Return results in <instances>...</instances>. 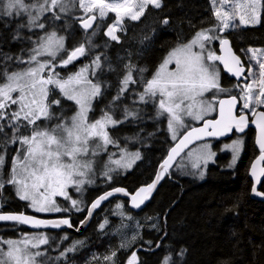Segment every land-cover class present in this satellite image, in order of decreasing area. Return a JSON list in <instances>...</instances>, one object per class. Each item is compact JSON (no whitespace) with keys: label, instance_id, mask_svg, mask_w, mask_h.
<instances>
[{"label":"snow or ice","instance_id":"1","mask_svg":"<svg viewBox=\"0 0 264 264\" xmlns=\"http://www.w3.org/2000/svg\"><path fill=\"white\" fill-rule=\"evenodd\" d=\"M209 3L215 23L198 29L191 39L168 51L151 78H147V67L134 62L131 52L118 57L114 65L107 49L113 42L122 43L128 31L125 21H141L150 8L162 9L164 0H0V18H3L4 27H8L11 19L23 18L16 24L12 39L27 40L31 45L21 49V55L15 57L0 51V194L6 185H11L18 198L28 201V206L37 213L81 212L87 207V216L91 217L93 210L115 193L130 195L132 206L139 208L189 144L204 137L225 136L233 130L243 133L250 123L258 129L256 143L260 156L256 164L264 161V110H258L264 106V49L249 47L240 50L247 56L246 68L241 56L231 48L230 39L220 34L241 26L259 25L264 0H209ZM153 23L169 25L170 18L165 16ZM74 25L80 28L82 37L68 48L66 41L74 31ZM146 27L148 31L140 37L141 44L150 40V34L155 32L154 27ZM23 29L32 35L23 36ZM102 29L106 39L99 44L95 38ZM213 41H219L223 55H217L210 48ZM86 56L90 57L89 62L78 71L67 76L57 71ZM217 61L236 78H243L244 83L234 86L239 90L238 94L215 102L205 98V93L213 90L231 92L220 84ZM253 61L256 68L252 66ZM9 62L25 66L9 71ZM173 64L175 67L170 68ZM109 72L117 79L114 94L100 110V115L89 120L93 101L111 87L110 82L102 78ZM54 92L58 95L53 96ZM62 100L74 102L76 111L73 115L64 116ZM237 104H240L239 111ZM146 105L154 106V115L147 113ZM54 108L58 111H53ZM213 111L219 118L205 119ZM161 117L167 119L172 140H177L180 129L186 131L170 148L152 182L141 186L134 194L121 187L113 188L99 195L90 206L82 199L73 198L68 192L70 187L76 193H82L85 185L95 183L97 158L102 154L106 153L107 159L102 163L100 175L107 181L112 180V173L131 169L142 158L139 150L130 151L128 148L129 143L138 142V134L120 137L114 135L112 129L143 123L146 118L159 120ZM185 117L202 120L203 126L190 127L185 124ZM53 120L56 123L51 124ZM13 145L17 147L5 178L2 170L7 162L8 148ZM110 147L118 151L110 152ZM225 147L231 150L232 161L228 166L232 167L243 151L244 140L238 137ZM117 154L119 158H114ZM185 155L192 158V167L200 169L215 153L209 144H204L201 149L189 150ZM256 164L252 165L251 174L259 183L264 168L257 172ZM200 175H203L202 171ZM252 192L264 197V191L255 187ZM58 196L69 202L67 207L57 202ZM116 208L122 209L123 205L118 203ZM117 214L124 216L123 212ZM0 222H15L35 229L74 227L70 217L42 219L24 212L5 211L2 200ZM108 224L105 219L99 229L104 230ZM75 230L79 231V227ZM132 239L135 240L136 236ZM67 240V234L57 236L43 231L26 234L19 240H0L7 246L6 250L0 248V264H49V261L56 264L67 260L70 253L77 252L84 245V241L74 240L61 250L60 245ZM147 243L151 245V241ZM127 247L124 243L120 245V248ZM156 247L159 248L160 244L157 243ZM49 249L59 254L53 258L48 254ZM186 251L181 248L176 253V260L171 252L165 254L161 264H181ZM116 256L117 250H112L102 260L106 264H116ZM99 259L94 255L89 264ZM126 264H141L137 251L131 252Z\"/></svg>","mask_w":264,"mask_h":264},{"label":"trees","instance_id":"2","mask_svg":"<svg viewBox=\"0 0 264 264\" xmlns=\"http://www.w3.org/2000/svg\"><path fill=\"white\" fill-rule=\"evenodd\" d=\"M165 16L170 18L169 25L153 23ZM22 19H11L8 27H4L3 18H0V51L15 57L21 55V49L31 47L27 40L12 39L16 24ZM125 23L128 31L123 36L122 43L113 42L107 49L108 55L115 65L118 57H125L127 52H131L134 62L147 67L145 76L151 78L168 51L178 43L191 39L198 29L212 26L215 20L209 0H164L162 9L150 8L141 21ZM146 25L154 27L155 32L150 34V40L141 44L140 37L148 31ZM73 27L74 31L70 30L71 34L67 39L68 48L82 37L80 28L76 25ZM21 32L23 36L32 35L27 29ZM224 36L231 40L235 52L243 59L245 55L241 53V49H264V13L259 25L237 28ZM105 39L102 29L95 42L102 44ZM23 55L27 57L26 52ZM85 61L86 58H83L71 66L58 68L57 71L62 76H67L76 72ZM9 63V71L25 66ZM102 78L108 80L111 87L95 100L90 114L92 118L100 115V110L111 99L117 86L114 73H105ZM235 85V81L222 74L221 86L231 89V92H222L220 97L235 95ZM136 87L139 88V85ZM52 95L57 96L58 92ZM61 105L65 117L71 116L76 109L72 101L62 100ZM144 107L149 115H154V106ZM53 111L58 110L54 108ZM54 123L55 120L51 122ZM111 131L120 137L138 134V142L129 143L128 148L132 151L139 150L142 158L130 171L114 173L112 183L99 182L90 188L86 205L108 189L123 187L132 193L151 182L175 142L167 128L166 117L159 120L146 118L143 123L125 124ZM244 138L243 155L234 168L228 166L230 154L219 152L216 163L208 166L204 179H199L196 172H179L175 168L169 171L151 202L139 213L131 211L127 201L114 199L95 214L82 236L64 231L50 232L57 236L68 235L69 240L60 245L61 250L71 241H84V245L77 252L70 253L67 260L57 261L56 264H89L94 255L101 259L93 264H106L102 257L112 250H117L116 264H126L132 251H137L141 264H161V258L169 252L176 260V253L181 248L187 250L181 264H264V202L251 197L252 182L249 178L250 165L258 157L259 151L252 129L247 131ZM215 142L219 150L218 146L223 142ZM123 143L121 139V144ZM16 147L13 145L8 148L7 162L2 170L5 178ZM261 191H264V181ZM0 200L4 202L5 211L34 214L28 202L20 200L11 185L4 187ZM118 203L123 205L122 209L116 208ZM228 209L233 211H227ZM120 212L124 216L117 214ZM86 213L87 207L80 213L56 217H70L73 226L77 227L86 217ZM105 219L109 224L104 230H100L99 225ZM29 232L22 225L0 223V240L20 238ZM133 236H136L135 240L132 239ZM148 241H151V245ZM121 243L128 247L120 248ZM157 243L160 244L159 248L156 247ZM0 248H4V244L0 243ZM48 254L54 258L59 253L49 249ZM49 264L52 262L49 261Z\"/></svg>","mask_w":264,"mask_h":264},{"label":"rangeland","instance_id":"3","mask_svg":"<svg viewBox=\"0 0 264 264\" xmlns=\"http://www.w3.org/2000/svg\"><path fill=\"white\" fill-rule=\"evenodd\" d=\"M110 15H111V14H110ZM125 22H126V21H125ZM127 22H128V21H127ZM130 23H131V22H130ZM243 27H244V26H241V27H239V28H243ZM232 31H233V30H232ZM228 32H231V31H225V32L220 33V34L224 36V34H226V33H228ZM218 43H219V41H213V42L211 43V45H210V48H211L212 50H214V51L216 52L217 55H219L218 52H217ZM66 47H67V41H66ZM83 58H86V61H85L84 64H83V65H85V64H87V63L89 62L90 57H87V56H86V57H83ZM245 59H246L247 63H249V62H248V59H247V56H245ZM72 64H73V63H72ZM72 64H70V65H68V66H71ZM216 64H217V66H218L219 69H220V84H221L222 70H221L220 66L218 65V61L216 62ZM83 65H82V66H83ZM68 66H67V67H68ZM82 66H80V67H82ZM172 66H173V67H172ZM252 66H253L254 68L257 67L254 61L252 62ZM80 67H79V68H80ZM174 67H175L174 64H173V65H170V68H174ZM79 68L77 69V71L79 70ZM257 70H258V69H257ZM73 73H74V72H73ZM221 94H223V93H222V92L217 93V92H215V90H213L212 92L205 93V98L210 99V100H214L215 102H218V100L220 99ZM14 95H16V94L14 93ZM72 102H73V101H72ZM94 102H95V101H93L92 109H93ZM73 103H74V102H73ZM15 107H16V106L14 105L13 108H15ZM75 111H76V109H75ZM75 111H74V112H75ZM73 114H74V113H73ZM73 114H72V115H73ZM90 114H91V112L89 113V120H92L93 118L90 117ZM214 114H215V111L209 113L207 116H205V119L214 116ZM184 119H185V124H186V125H189L190 127H191V126H194V125H196V124H199L200 122H202V120H200V121H198V120H194V119H192L191 117H185ZM185 130H186V129H180V130H179V133H178V137H179V136L181 135V133H182L183 131H185ZM178 137H177V139H178ZM238 137L243 138V140H244V144H245V138H244L243 136H235L234 138H232V139H230V140H228V141H225V142H223L222 144H220V145L218 146V147H219V150H218V148L216 147V142H215V141H206V142H202V143H199V144L195 145V146L192 147L190 150H198V149H201V146H202V145H204V144H209V145L211 146V151L215 153V156H214L211 160L208 161L207 165H203V164H202V165H201V168H200V169H197V168L192 167V158H189V157H187V156L184 154V156L179 160V162H178L177 165L175 166V169H176L177 171H179V172H180V171H186V172H188V173L196 172L197 175H198V178H199V179H204L205 176H206V171H207L208 166H209L210 164H214V163H216V160H217V157H218V153H219V152H224V153L227 152V153H229V154H230V163H231V161H232V153H231V150H230V149H227L225 146H226L227 144H230L232 140H235V139H237ZM243 150H244V148H243ZM109 151H110V152H117L118 150L115 149V148L110 147V148H109ZM130 151H132V150H130ZM187 152H188V151H187ZM187 152H186V153H187ZM242 155H243V151L241 152L239 158L236 160L235 164H234L232 167H230V168H234V167L238 164V162L240 161ZM114 158H119L118 154H117V156L114 157ZM106 159H107V154H106V153H105V154H102L101 156H99V157L97 158V165H96V169H97V171H96V174H95V176H94V179H95V183H94V184H91V185H85L84 191H83L82 193H76V192L74 191V189L72 188L70 194L73 196L74 199H82V200L86 203V202H87V199H88V195H89V190H90V188H93L94 185H96V184L99 183V182H101V183H103V184H110V183L113 182V178H112L111 181H107V179H106L105 177H103L102 175H100V171H101V168H102V163L105 162ZM137 161H138V160H137ZM137 161H136V162H137ZM136 162H135V164H136ZM230 163H229V164H230ZM135 164H134V165H135ZM134 165L132 166V168L134 167ZM132 168H131V169H132ZM131 169H128V170H126V171H125V170H120V171H118V172L125 173V172L130 171ZM201 171L203 172V175H202V176L200 175ZM115 173H116V172H115ZM113 174H114V173H112V176H113ZM99 180H100V181H99ZM59 199H62V202H59V201L57 200V202H58L61 206H64V207H67V206H68L69 202L66 201L63 197H62V198L60 197ZM26 202H28V201H26ZM28 204H29V202H28ZM89 204H90V203H89ZM89 204H88V205H89ZM30 210H31V212H33L34 214L39 215V216H57V215H62V214H57V213H37V212H35L33 209H31V208H30ZM75 212H77V211H75ZM77 213H80V212H77ZM63 215H64V214H63ZM43 232H45V231H43ZM32 233H37V232H29V233H25L24 235H26V234H32ZM48 233H50V232H48ZM50 234H51V233H50ZM24 235H23V236H24ZM23 236L20 237V238H16V239H7V240H19V239H22ZM6 247H7V246L4 245V249H5V250H6Z\"/></svg>","mask_w":264,"mask_h":264},{"label":"water","instance_id":"4","mask_svg":"<svg viewBox=\"0 0 264 264\" xmlns=\"http://www.w3.org/2000/svg\"><path fill=\"white\" fill-rule=\"evenodd\" d=\"M230 46H231V48L233 49V51L235 52V50H234V48H233V46H232V43H231ZM218 52H219V55H223V54H224V53L221 51V49H220V44H219V46H218ZM235 53H236V52H235ZM236 54H237V53H236ZM237 55H238V54H237ZM80 59H81V58H80ZM80 59H78V60H80ZM78 60H76V61H78ZM241 60H242V58H241ZM242 61H243V60H242ZM218 64H219L221 70L223 71V73H224L225 75L229 76L231 79L237 81L238 83H244L243 78H239V79L236 78L234 75H232L231 73H229V72L224 68V66H223V64H222L221 62L218 61ZM245 67H246V66H245ZM246 74H247V73H246ZM226 98H228V97H224V98H221V99H226ZM238 99H239V98H238ZM239 110H240V104H237V111H239ZM218 118H219V117H218V113L216 112V116H215L214 118H206V119H218ZM203 123H204V121H202L201 123H199V124H197V125H195V126H193V127H202V126H203ZM250 129H252V130L255 131V145H256V147H257V149H258V151H259V155H258L257 158H255V159L252 161V163H251V165H250V168H249V178H250V180H251V182H252V188L255 187L258 191H261V186H262L263 181H264V176H260V182L257 183V182H256V177H253L252 174H251V171H252V165H253V164H256V161L259 159V156H260L259 146H258V144L256 143V138H257V136H258V129H257L256 126H255L254 124H252V123L249 124V126L245 129V131H244L243 133H240V132H237V131L233 130V132H231V133H229V134H227V135H225V136H220V137H204L202 140L194 141L193 143L189 144L188 148H186V149L184 150V152H182L181 155H180L179 157L176 158V162L173 163V166H172V168L169 169V171L173 170V169L175 168V166L177 165V163L179 162V160L184 156V154H185L187 151H189L192 147H194L195 145H197V144H199V143H202V142H206V141H218V142L228 141V140L234 138L235 136H243V135L246 134L247 131L250 130ZM183 134H184V133H183ZM183 134H182V135H183ZM182 135H181V136H182ZM181 136H180V137H181ZM180 137H179V138H180ZM179 138L174 142V144H173L171 147L175 146V144L178 142ZM169 150H170V149H169ZM168 152H169V151H168ZM167 155H168V153H167ZM167 155H166V157H167ZM166 157H165V158H166ZM162 162H163V161H162ZM162 162H161V163H162ZM256 168H257V172H259V170H260L261 168H264V161H261L259 164H256ZM158 171H159V167H158V169H157V172H158ZM169 171H168V172H169ZM157 172H156V173H157ZM166 176H167V173L164 175V177H163V178L160 180V182L157 184V187L153 190V192H152L151 196L149 197V199L146 200V201H145V202H144L139 208H136V207H133V206H132L130 195H129V196H125L123 193H115L113 196H111V197H109L107 200L103 201V202L101 203V205H100L98 208H96L95 210H93V212H92V216H91V217H88V216H87V213H86V217H85L84 220H83V221L86 220V222L83 223V224L80 223V224L77 226V227H79V231H76V230H75V229H76L75 226H74L73 228H68L67 226H63V227H61L60 229H35V228H32V227H30V226H28V225H22V226L26 227L30 232H41V231H45V232H61V231H64V232H69V233H71V234H73V235H76V236H82V235L84 234V232H85L87 226L90 224V222H91L92 219L94 218L95 214H96L101 208H103L104 206H106L108 203H110V202H111L112 200H114V199H121V200H125V201H127L130 210L133 211L134 213H139V212H141L142 210H144V209L147 207V205L151 202V200L153 199V197L155 196L156 192L158 191V189L160 188V186H161L162 183L164 182ZM153 179H154V178H153ZM151 182H152V181H151ZM149 183H150V182H149ZM145 185H146V184H145ZM142 186H144V185H142ZM114 188H116V187H114ZM121 188H123V187H121ZM139 188H140V187H139ZM139 188H138V189H139ZM112 189H113V188L108 189V190H106V191H110V190H112ZM124 189H126V188H124ZM138 189H137V190H138ZM126 190H127V189H126ZM106 191H104V192H106ZM104 192H102L101 194H103ZM127 192L130 193V194H134V193H135V192H132V193H131V192H129L128 190H127ZM101 194H99V195H101ZM99 195H98V196H99ZM98 196H97V197H98ZM97 197H95V198L90 202V204H91V203H92ZM251 197H252L254 200H258V201L264 202V197L257 196V195H255L252 191H251ZM90 204H89V206H90ZM87 212H88V208H87ZM15 213H19V212H15ZM25 214H27V215H35V216H37L38 218H42V219H59V218H62V217H56V216H39V215H36V214H29V213H25ZM0 223H14V224H16L15 222H0ZM71 223H72V222H71Z\"/></svg>","mask_w":264,"mask_h":264},{"label":"flooded vegetation","instance_id":"5","mask_svg":"<svg viewBox=\"0 0 264 264\" xmlns=\"http://www.w3.org/2000/svg\"><path fill=\"white\" fill-rule=\"evenodd\" d=\"M126 22H127V21H126ZM230 41H231V40H230ZM231 43H232V42H231ZM218 46H219V43H218ZM217 52H218V47H217ZM218 54H219V53H218ZM241 58H242V57H241ZM81 59H83V58H81ZM81 59H80V60H81ZM80 60H78V61H80ZM242 60H243V62L245 63V66H246V68H247V66H248L247 61L245 60V58H244V59L242 58ZM78 61H75L74 63H76V62H78ZM172 67H173V66H172ZM222 74H224L223 71H222ZM224 75H225V74H224ZM226 76H227V75H226ZM228 77H229V76H228ZM229 78H230V77H229ZM230 80L235 81V80H233V79H231V78H230ZM235 82H236V84L238 83L237 81H235ZM240 84H243V83H240ZM238 91H239L238 89L234 88V93H235V94H238ZM224 97H228V96H224ZM224 97H220V99H221V98H224ZM238 98H239V96H238ZM220 99H219V100H220ZM258 110H264V106H262V107H261L260 109H258ZM215 116H216V112H215L214 116L209 117V118H214ZM200 123H201V122H200ZM253 131H254V130H253ZM184 132H185V131H184ZM184 132H183V133H184ZM246 134H247V133H246ZM246 134H244L243 137H245ZM181 135H182V134H181ZM254 136H255V131H254ZM71 190H72V188L70 187V188L68 189V192L70 193ZM59 198H60L59 196L56 197V199H57L59 202H62V199H59ZM61 198H62V197H61ZM69 213L74 214L75 212L72 211V212H69ZM57 214H68V213H63V212H62V213H57Z\"/></svg>","mask_w":264,"mask_h":264}]
</instances>
